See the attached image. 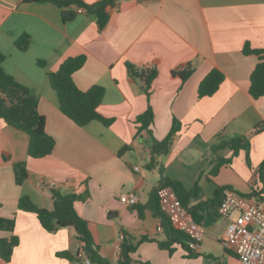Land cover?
Wrapping results in <instances>:
<instances>
[{
    "label": "crops",
    "instance_id": "obj_1",
    "mask_svg": "<svg viewBox=\"0 0 264 264\" xmlns=\"http://www.w3.org/2000/svg\"><path fill=\"white\" fill-rule=\"evenodd\" d=\"M81 1L94 5L101 0ZM62 12L50 3L0 0L3 69L38 98L46 132L56 143L51 155L31 159L29 137L0 120V217H15L20 241L9 264H80L57 256L79 252L73 228L49 233L36 215L18 211L22 197L52 211L55 193L85 198L76 210L87 221L101 255L113 264L124 232L152 240L139 245L134 264H239L223 244L229 221L217 214L213 219L205 210L198 212L203 238L200 247L191 250L195 257L180 245L170 251L155 242L164 235L146 206L160 174L146 168L151 137L139 133L137 118L151 107V136L157 141L179 122L169 153L159 161L186 191H193L198 182L199 195L190 206L213 200L222 187L264 200V96L255 100L249 93L259 60L243 52L246 45L264 51V0H118L103 26L85 12L65 22ZM24 34L30 36V45L21 52L16 42ZM81 55L86 63L74 74V82L81 91L104 89L98 111L112 120L110 126L92 122L78 127L60 112L48 74ZM128 66L136 74L153 67L156 78L148 93ZM188 67L192 74L183 81L180 73ZM213 69L224 81L213 96L199 99V85ZM241 137L250 142L249 154L240 151L232 157L229 150L221 152L232 164L211 177L212 147ZM18 163L28 169L22 186L15 181ZM126 194L137 196L136 206L120 202ZM5 237L8 234L0 232V239ZM0 264L5 263L0 259Z\"/></svg>",
    "mask_w": 264,
    "mask_h": 264
},
{
    "label": "trees",
    "instance_id": "obj_2",
    "mask_svg": "<svg viewBox=\"0 0 264 264\" xmlns=\"http://www.w3.org/2000/svg\"><path fill=\"white\" fill-rule=\"evenodd\" d=\"M118 0H101L94 5H87L81 0H25L26 3H50L63 10L62 17L65 22L71 21L82 9L86 14L94 15L98 18L100 26H103L108 19V9L114 8ZM30 45V36L22 35L16 42V47L25 52ZM245 55L258 57V63L251 74L249 93L253 99H259L264 96V51L252 50L248 45L244 48ZM5 57L0 52V120H3L8 126L25 133L29 137L28 154L31 159L37 160L45 158L52 154L55 148V140L46 132V120L39 112V101L30 90L19 83L13 77L6 74L3 69ZM86 63V56L81 55L71 57L65 60L58 70L48 74L51 88L57 95L60 112L78 127H86L92 122H99L105 126H110L112 120L105 119L98 111L105 91L102 87L94 86L88 91H81L74 82V74L81 70ZM40 67H45L44 62H38ZM132 77L139 79L145 86L146 92H149L151 82L156 78L154 69H144L140 74H136L131 66H128ZM192 74L190 67L180 73L181 79L186 81ZM224 81V75L213 69L200 83L198 88V98L213 96ZM139 133L148 132L150 134V161L146 168L150 171L158 170L160 181L158 186L151 192L150 200L146 208L160 221L161 232L164 240L156 241L161 249L172 250L174 245H180L186 251H189V257L193 258L189 244L192 238L183 231L177 230L170 217L162 209L159 192L162 188H171L181 206L192 216L194 222L202 225L198 212L205 210L211 218L215 214L219 216L218 210L223 200L225 190H232L229 187L217 189L213 200L201 202L196 206H190L191 201L199 195V185L196 183L193 191L188 192L176 181L171 180L159 161V158L169 153L175 135L180 129V124L176 120L166 138L157 141L151 136V126L154 124V113L151 107L137 118ZM229 150L232 157L237 156L240 151L249 154L250 142L247 138L241 137L221 142L212 147V159L210 160V176L216 177L220 170L225 166L232 164V158H225L220 153ZM249 163V161H248ZM264 171V165L261 173ZM15 181L17 185L22 186L28 178V169L25 163L14 165ZM233 191V190H232ZM251 198V195H245ZM84 197L73 193L54 194V209L47 211L38 208L33 202L22 197L18 204V211L31 213L37 216L42 227L49 233H57L66 228H73L76 232V238L81 247L77 254L72 255L69 252L58 253L59 258H63L76 263H84L85 260L90 264H113L101 255L100 247L95 243L90 232L87 221H85L77 212L76 204L84 201ZM220 217V216H219ZM15 217L5 219L0 217V232L8 234V237L0 239V259L9 264L16 247L20 241L15 234ZM123 239L120 244L119 259L115 264H134L136 261L133 255L136 253L140 244L152 241L148 238H135L128 233H123ZM139 264H150L148 262L138 261Z\"/></svg>",
    "mask_w": 264,
    "mask_h": 264
},
{
    "label": "built area",
    "instance_id": "obj_3",
    "mask_svg": "<svg viewBox=\"0 0 264 264\" xmlns=\"http://www.w3.org/2000/svg\"><path fill=\"white\" fill-rule=\"evenodd\" d=\"M78 13L84 11L79 9ZM148 69L153 67L148 66ZM136 170L140 168L136 167ZM159 196L162 209L174 227L191 237L189 247L192 251L197 250L203 238L201 227L181 206L171 188H162ZM120 202L133 207L137 205L138 198L134 194H126ZM218 213L221 218L229 221L223 244L237 256L239 264H264V200L256 201L235 191L225 190ZM158 230H162L161 225ZM120 239H123L122 235ZM84 264L90 263L85 260Z\"/></svg>",
    "mask_w": 264,
    "mask_h": 264
}]
</instances>
